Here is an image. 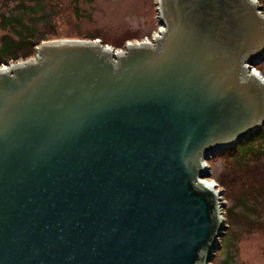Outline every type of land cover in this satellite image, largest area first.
<instances>
[{
  "label": "water",
  "instance_id": "1",
  "mask_svg": "<svg viewBox=\"0 0 264 264\" xmlns=\"http://www.w3.org/2000/svg\"><path fill=\"white\" fill-rule=\"evenodd\" d=\"M154 45L42 41L0 67V264H209L207 161L264 127L256 0H159Z\"/></svg>",
  "mask_w": 264,
  "mask_h": 264
},
{
  "label": "rangeland",
  "instance_id": "2",
  "mask_svg": "<svg viewBox=\"0 0 264 264\" xmlns=\"http://www.w3.org/2000/svg\"><path fill=\"white\" fill-rule=\"evenodd\" d=\"M5 1L0 0V13L7 14L9 10L3 4ZM256 1L261 5L264 14V0ZM57 3L60 9L58 17L52 21L53 27L51 23L48 27H40L41 32L47 33L49 40L88 39L89 35L95 34L102 44L107 43L117 51H123L126 44L141 42L145 38L151 40L153 35L161 31L159 0H57ZM7 4L12 6L13 2ZM48 8L45 0V10L48 11ZM23 18L28 22L27 15H23ZM4 33L5 30L0 26V36ZM116 43L117 45H114ZM37 47L38 45L35 46L33 54L13 63L34 58ZM11 63H5L4 66L8 67ZM260 64L263 65V70L258 73L264 77V61ZM254 142L259 158L264 164V141ZM229 160L227 161L223 154L217 153L207 161L211 171L207 179L215 183L217 189L225 192L229 186L233 187L236 177L240 174L241 177L246 176L245 173L248 172L246 170L242 173L235 169L232 160ZM230 195L231 197L223 194V201L227 206L235 203L236 193L232 192ZM224 211L222 208L225 219ZM247 216L252 219L254 226L246 222L244 225L233 226L236 231L234 245L225 247L224 250L220 247L209 264H264V206L259 207V214L251 211Z\"/></svg>",
  "mask_w": 264,
  "mask_h": 264
},
{
  "label": "trees",
  "instance_id": "3",
  "mask_svg": "<svg viewBox=\"0 0 264 264\" xmlns=\"http://www.w3.org/2000/svg\"><path fill=\"white\" fill-rule=\"evenodd\" d=\"M10 1L13 2L12 6L7 4ZM49 1L46 0L49 6L48 11L45 10V0H6L3 3L9 11L7 14L0 13V26L5 30V33L0 36V67H3L5 63H13L30 56L35 52V46L50 39L47 33L41 32L40 27H48L50 23L53 27L52 21L58 17L60 7L57 0ZM23 15H27L28 22L24 20ZM87 38L95 39L98 36L92 34ZM257 69L263 70V65L259 64ZM255 140L264 141V127L248 141L219 152L227 161L232 160L235 169L242 173L248 170L245 173L246 176L241 177L240 174L234 180L233 187L229 186L226 192H223L226 196L231 197L232 192L236 193V196L233 205L224 207L227 227L223 237L220 238L221 250L234 245L236 231L233 226L244 225L245 222L254 226L252 219H249L247 215L251 211L259 214V207L264 206V164L259 158ZM228 165L231 166V164Z\"/></svg>",
  "mask_w": 264,
  "mask_h": 264
},
{
  "label": "bare ground",
  "instance_id": "4",
  "mask_svg": "<svg viewBox=\"0 0 264 264\" xmlns=\"http://www.w3.org/2000/svg\"><path fill=\"white\" fill-rule=\"evenodd\" d=\"M163 28H162V26H161V30H162ZM158 34V33H157ZM157 34H155V35H153L152 36V38L151 39H153L154 38V36L156 37V36H158ZM141 42H145L144 44H150V45H154V41H151L150 42V39L149 38H145L143 41H141ZM136 43H140V42H136ZM117 51V50H116ZM118 52H120V51H118ZM3 67H7V66H3ZM256 73H258V71L257 70H254ZM215 184V183H214Z\"/></svg>",
  "mask_w": 264,
  "mask_h": 264
},
{
  "label": "built area",
  "instance_id": "5",
  "mask_svg": "<svg viewBox=\"0 0 264 264\" xmlns=\"http://www.w3.org/2000/svg\"><path fill=\"white\" fill-rule=\"evenodd\" d=\"M159 34H160V33H158L157 35L159 36ZM158 36H156V37L154 36V38L151 39L150 42H151V41H154V42H155V40L157 39ZM141 43H145V42H141ZM222 200H223V198H222ZM221 210H222V209H221Z\"/></svg>",
  "mask_w": 264,
  "mask_h": 264
}]
</instances>
